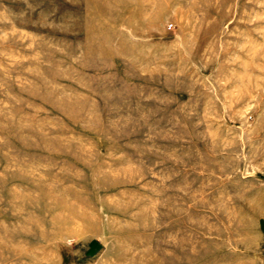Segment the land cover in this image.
Here are the masks:
<instances>
[{"label":"rangeland","instance_id":"1","mask_svg":"<svg viewBox=\"0 0 264 264\" xmlns=\"http://www.w3.org/2000/svg\"><path fill=\"white\" fill-rule=\"evenodd\" d=\"M0 264H264V0H0Z\"/></svg>","mask_w":264,"mask_h":264}]
</instances>
